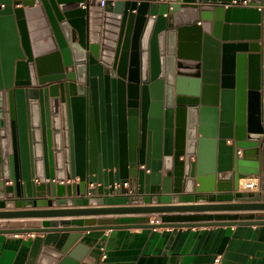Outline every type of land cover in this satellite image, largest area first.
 <instances>
[{"label":"water","instance_id":"water-1","mask_svg":"<svg viewBox=\"0 0 264 264\" xmlns=\"http://www.w3.org/2000/svg\"><path fill=\"white\" fill-rule=\"evenodd\" d=\"M255 176L261 191H239ZM1 196L0 208L227 203L0 219L264 224V0H0ZM205 211L223 213L173 214ZM48 224L0 233L71 232L66 254L81 238L73 232L95 228Z\"/></svg>","mask_w":264,"mask_h":264},{"label":"crops","instance_id":"crops-1","mask_svg":"<svg viewBox=\"0 0 264 264\" xmlns=\"http://www.w3.org/2000/svg\"><path fill=\"white\" fill-rule=\"evenodd\" d=\"M255 178H258L262 184V176L241 179L239 191H252L246 189L244 185ZM46 198L51 197L46 196ZM0 199L4 197L1 196ZM211 203L227 202L33 206L30 208H0V211ZM181 213L223 212H173V214ZM160 216L161 214H110L0 219V229L9 226L42 227L49 225V222L52 223L50 225H58V222L62 220H84V227H87L88 223L95 227L91 230L73 232L80 233L81 238L76 247L74 246L66 254H61V250L71 232L0 233V264H213L218 256L221 257V264H264V224L126 227L127 225L151 224L152 218ZM76 249L74 256L71 255Z\"/></svg>","mask_w":264,"mask_h":264},{"label":"built area","instance_id":"built-area-1","mask_svg":"<svg viewBox=\"0 0 264 264\" xmlns=\"http://www.w3.org/2000/svg\"><path fill=\"white\" fill-rule=\"evenodd\" d=\"M104 1V0H103ZM228 143H232L231 140L228 141ZM238 153L241 155V150L238 151ZM63 183V182H61ZM244 187L246 189H250L252 191H261L262 190V184L261 181L258 178H255L254 180H252L251 182H248L244 185ZM150 223L153 224H161V217H157V218H152L150 220ZM213 264H221V257L218 256L214 259Z\"/></svg>","mask_w":264,"mask_h":264}]
</instances>
